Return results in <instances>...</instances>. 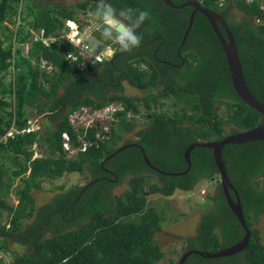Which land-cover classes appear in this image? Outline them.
Here are the masks:
<instances>
[{
    "label": "trees",
    "instance_id": "1",
    "mask_svg": "<svg viewBox=\"0 0 264 264\" xmlns=\"http://www.w3.org/2000/svg\"><path fill=\"white\" fill-rule=\"evenodd\" d=\"M19 1L0 0V264H159L165 252L155 232L167 216L147 195L190 191L202 180L214 191H208L196 234L179 237L181 249L214 252L240 240L245 232L216 182L219 174L211 148L194 147L188 172L177 176L153 170L142 156L143 150L160 170L183 171V152L192 142L219 140L264 122V114L234 91L222 46L207 18L197 11L181 44L191 6L110 0L117 12H149L137 29L141 45L82 67L79 50L63 39L49 46L33 42L27 55L22 45L30 41L29 28L54 34L65 27V19H77L79 12L95 10L99 3L23 0L14 31L4 22L15 24ZM171 1L178 5L189 0ZM198 1L224 18L246 85L264 104V0ZM232 10L240 17L236 19ZM219 29L224 34L220 25ZM68 52L75 60H68ZM40 58L53 67L51 71L33 63ZM124 81L143 94H125ZM112 102L123 108L112 114L106 140L67 157L62 133L79 147L81 140H93L96 130L73 127L69 115L81 106L98 109ZM38 117V128H32L30 119ZM132 131L134 138H126ZM222 157L250 238L243 250L230 256L190 254L183 264H264V228L261 232L255 227L258 216L264 215V180L259 178L264 173V139L226 144ZM70 173L86 181L71 187L54 185L52 198L36 204L33 191L43 189V181ZM126 177V190L113 194V187ZM228 192L235 197L231 189ZM10 194L16 203L7 202ZM163 264L176 261L168 257Z\"/></svg>",
    "mask_w": 264,
    "mask_h": 264
},
{
    "label": "water",
    "instance_id": "2",
    "mask_svg": "<svg viewBox=\"0 0 264 264\" xmlns=\"http://www.w3.org/2000/svg\"><path fill=\"white\" fill-rule=\"evenodd\" d=\"M93 2H99L100 0H91ZM109 0H107L108 2ZM163 2L170 7L174 8H182L184 6H191L192 11L190 12L189 15V20L187 27L184 31L183 38L181 44L185 41L186 36L188 34V31L192 25V21L194 18V14L199 11L201 12L209 21L211 28L213 29L219 43L222 46V50L225 56L226 64H227V69L229 71L230 77H231V82L234 88V91L238 95V97L247 105H249L251 108L256 110L257 112L264 114V104L258 101L252 93L249 91L240 64L239 56L237 53V48L235 44L234 37L232 33L230 32L224 18L218 14L216 11L205 8L202 6L197 0H189L186 2H183L178 5H174L171 0H163ZM219 25L223 28L224 34L221 32L219 29ZM94 30V29H93ZM92 30V31H93ZM94 35H99L98 32L93 33ZM99 51V50H98ZM94 54V52H93ZM33 127L36 129L38 128L37 124H34ZM264 139V122L249 128V129H244V130H239L237 132H233L230 134L225 135L223 138L219 140H213V141H207V142H192L189 144L184 152H183V157L185 159V162L187 163V168L183 171L179 172H172V171H163L160 170L153 165H151L142 150V156L145 161V163L152 168L153 170L159 172L160 174L163 175H183L186 172H188L190 166H191V161H190V152L194 147H208L212 149V157L214 160V163L217 167L219 178L217 182L221 183L224 196L226 199V202L232 211V213L236 216L238 219L239 223L243 227L245 234L242 236L240 240H238L234 245L221 249L216 252H208V251H200L197 249H190L185 251L181 257L179 258L177 264H183L184 260L190 255V254H198L201 256H204L206 258H215V257H222V256H230L232 254H235L242 249H244L248 243V240L250 238V231L245 225L244 221V215L242 212L241 204H240V199L237 194L236 189L233 187V185L229 182L227 178V173L225 169V164L223 161L222 157V148L226 144L230 143H243V142H248V141H255V140H261ZM123 146H121L117 151L122 149ZM105 160V159H104ZM228 189H231L234 192V198L229 194Z\"/></svg>",
    "mask_w": 264,
    "mask_h": 264
},
{
    "label": "clouds",
    "instance_id": "3",
    "mask_svg": "<svg viewBox=\"0 0 264 264\" xmlns=\"http://www.w3.org/2000/svg\"><path fill=\"white\" fill-rule=\"evenodd\" d=\"M247 1H251V0H247ZM22 2H23V0L19 1V5L17 8V14L15 16V24L11 25V24H9V22H4L9 27H11L14 31H16L17 25L20 22V13H21L22 4H23ZM108 2H107V0H100V3L98 2L99 6L97 7V9L93 13L91 10H85V13H83V14L81 12H79L82 15L81 18H78L76 15L77 19H65V22H64L65 27L63 29L57 30L54 34L45 35L44 29H42V28H40V29L29 28L30 41L28 43H25L22 45L23 54L27 55L28 50H29V48L33 42H40L42 45H44V43L42 41H40V40L34 41L32 39V36H33L32 32L42 31L43 36L48 37V36H53V35H57V34H66V33L74 32L75 30L82 32V33L74 32V33L65 37L67 40L66 39H63V40H65V42L71 43L77 50H79V47H81L82 51H87V56H85V57L82 56L83 59L81 60V63H80L82 67H84L87 62H91V63L98 62V61L93 60L92 56H95L98 60L101 57H103V59L100 61V62H102L106 58H111V56H113L115 51H117V50L120 52H131L134 48H137L141 45L142 36L137 32V29H139L141 27V25L144 23V21L149 18L150 14L147 11L140 10V9H132V8L122 9V10L117 12V10ZM199 3L201 4V2H199ZM261 7L264 8V3H262ZM74 26L76 29H74ZM94 31L98 32L99 35H94L93 34ZM49 45H44V46H49ZM25 46H27L26 51H24ZM93 52H94V54H93ZM68 53H71V52H68ZM68 53H67V55H68ZM74 59H75L74 57L69 55V57H68L69 61H73ZM42 61H45L47 63V61L45 59H42V58H40L36 62L33 61V63H37L38 66L40 67V64ZM107 106H116V110L112 114H114L115 112H117L118 110H121L123 108V106L117 102L109 103L108 105H106V107ZM32 120L37 121L38 118H36V119L32 118ZM112 122H113V120L106 122V126H107L106 132L107 133L110 132L109 131V125L112 124ZM30 124H31L32 128H34L32 125L31 119H30ZM38 126H39V122H38ZM102 133H103L102 128L100 126L96 127V130L94 133V139L90 140V141L85 140L87 142V145H86L84 150L81 149L83 143L79 147H74L73 143L71 142V146L75 151H74V153L69 155L67 150H65L63 148L67 152V157H71V156L75 155L76 152H78V151H86L89 144L94 143V141H96V140H99V141L106 140V138L108 137V134H106V137H103L101 135ZM96 134H99V136L96 137ZM197 142H201V141H197ZM202 142H207V141H202ZM62 144H63V141H62ZM38 154L39 153L36 152L34 154V157L37 156ZM262 177H264V173L261 174L259 177L260 180L263 182ZM217 180L218 179H216V182H217ZM249 231H250V229H249ZM195 234H196V230H195ZM191 236H193V235H191ZM182 244L183 243L181 241V246H182ZM191 249H195V248H191ZM187 250H190V249H184L180 252L181 254L178 257V259L176 260V264H177L179 258L181 257V255ZM200 251H202V250H200ZM217 251H219V250H217ZM214 252H216V251H214ZM222 257H224V256H222ZM215 258H219V257H215Z\"/></svg>",
    "mask_w": 264,
    "mask_h": 264
},
{
    "label": "rangeland",
    "instance_id": "4",
    "mask_svg": "<svg viewBox=\"0 0 264 264\" xmlns=\"http://www.w3.org/2000/svg\"><path fill=\"white\" fill-rule=\"evenodd\" d=\"M76 0H56L55 4H64L71 5ZM97 8L95 7V10ZM92 10V13L95 11ZM235 11L232 10V14ZM236 19L240 17V14L235 13ZM81 13L77 14L78 18H81ZM235 17V16H234ZM98 23V22H97ZM124 93L127 95H142L143 91L136 89L128 84V82H123ZM41 117H38L37 121L31 119L32 125L40 124ZM142 121V119L140 120ZM141 125L137 126L140 128ZM230 127H226V130ZM134 131L126 134V138H134ZM86 180L90 179V176L86 172ZM126 178L123 179L121 183H117L112 190V193L115 195H119L127 188ZM264 180V177H262ZM85 180V181H86ZM84 179L78 173H70L67 175H63L60 178L45 180L43 181V189H35L33 191V195L36 200V204L42 205L46 203L48 200L52 198V196L57 192L56 188H53L54 185H60L62 183L65 184L66 187H71L75 184H84ZM198 186H194V188L190 191L176 190L171 196L163 197L159 194H148L147 197L152 205H157L158 208H163L165 215L167 216L166 220L163 222L161 228L155 232L156 234V242L162 247L165 252L164 258L159 262V264H163L164 261L168 259V257L174 258L176 261L179 257L178 253L182 251L181 249V241L179 237L186 238L188 236L194 235L197 224L199 223L200 215L205 210V203L207 199L208 191L211 193L214 191L209 187V181L202 180L200 181ZM8 203H16L17 198L13 194H10L7 199ZM154 203V204H153ZM203 206V207H202ZM255 227L258 228L261 232L264 228V215H259L257 221L255 223ZM184 240V239H183ZM11 248L15 250H20L21 247L17 245H11ZM173 249L177 250L175 252Z\"/></svg>",
    "mask_w": 264,
    "mask_h": 264
},
{
    "label": "built area",
    "instance_id": "5",
    "mask_svg": "<svg viewBox=\"0 0 264 264\" xmlns=\"http://www.w3.org/2000/svg\"><path fill=\"white\" fill-rule=\"evenodd\" d=\"M74 29H76L75 26H74ZM74 32L82 33V32H79L77 30H75ZM74 32H70V33H66V34H57V35L48 36V37H44L42 34V31L32 32V34H33L32 39L34 41L40 40L44 43V45H49L50 43H53V42H56L57 40H59V38L60 39H66L65 38L66 36H68ZM26 50H27V46L24 47V51H26ZM79 53L84 57L87 56V51H82L81 47H79ZM69 55L76 58V56L72 53H68L67 57H69ZM92 57H93V60L98 61V62H100L103 59V57H101L99 60L95 56H92ZM40 67L42 69L47 70V71H50L52 69V66L47 64L45 61L41 62ZM115 110H116V106H107V107L104 106V107H101L98 109H93L90 106H81L78 109L74 110L69 115V119H70L72 126L75 128L84 127V126L85 127H91V126L98 127V126H100L103 130V133L101 135L103 137H106V129H107L106 122H109L110 120L114 119L112 117V113ZM98 136H99V134H96V137H98ZM62 137H63V144H62L63 148L65 150H67L69 155H71L72 153H74L75 150L71 146L70 136L67 132H64V133H62ZM79 140H81V139L79 138ZM81 143H83L81 149L84 150L86 145H87V142L85 140H81Z\"/></svg>",
    "mask_w": 264,
    "mask_h": 264
},
{
    "label": "flooded vegetation",
    "instance_id": "6",
    "mask_svg": "<svg viewBox=\"0 0 264 264\" xmlns=\"http://www.w3.org/2000/svg\"><path fill=\"white\" fill-rule=\"evenodd\" d=\"M125 181H127V179H125ZM186 260V259H185Z\"/></svg>",
    "mask_w": 264,
    "mask_h": 264
}]
</instances>
